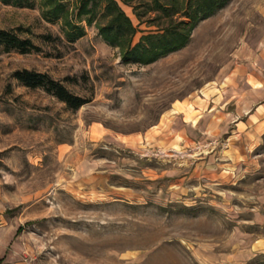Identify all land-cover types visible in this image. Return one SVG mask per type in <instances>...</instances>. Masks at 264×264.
<instances>
[{
    "label": "rangeland",
    "instance_id": "obj_1",
    "mask_svg": "<svg viewBox=\"0 0 264 264\" xmlns=\"http://www.w3.org/2000/svg\"><path fill=\"white\" fill-rule=\"evenodd\" d=\"M13 1L0 0V29L38 50L0 46V264H264V135L243 139L222 113L204 125L258 60L264 0H224L179 27L112 0L132 26L120 39L102 27L106 0ZM168 29L185 44L130 58ZM24 68L88 101L73 110L22 85Z\"/></svg>",
    "mask_w": 264,
    "mask_h": 264
},
{
    "label": "trees",
    "instance_id": "obj_2",
    "mask_svg": "<svg viewBox=\"0 0 264 264\" xmlns=\"http://www.w3.org/2000/svg\"><path fill=\"white\" fill-rule=\"evenodd\" d=\"M9 1V0H5ZM13 1V0H11ZM92 1L94 4L98 3L100 0H86ZM128 1L129 0H125ZM141 1V0H140ZM145 6L151 11H158L161 14L158 16L159 19L164 22L166 27H179L180 24L188 25L190 23H185L184 20H176L174 17L179 15L185 18H190L192 22H196L200 19L206 18L211 14L212 9L220 7L224 0H142ZM13 2L17 4H25L24 0H14ZM198 6L197 10L190 11L192 6ZM105 7L107 9L110 20L104 24L105 34L111 36L115 39L124 38L128 36L131 32V24L124 13L118 9L116 3L112 0H106ZM64 9L62 5H55L54 9L51 11L53 17L59 16L60 12ZM138 15H140L138 13ZM81 36L80 33L76 34L72 40L77 39ZM108 36V37H109ZM153 41V43H147L149 45H144L145 49L134 47L130 49L128 55L130 58L138 62H151L158 59L161 56L179 48L185 44L184 35H175L174 31L169 29L165 33L160 35H154L146 37ZM0 46L4 51H17L20 53H28L32 50H38L29 38H22L19 34L13 30L0 29ZM150 54L148 58L144 59V52ZM14 78H16L22 85L30 88H42L59 101L66 104L70 109H78L88 100L72 93L66 86H64L60 81L52 78L49 74L38 72L29 69H19L13 72Z\"/></svg>",
    "mask_w": 264,
    "mask_h": 264
},
{
    "label": "crops",
    "instance_id": "obj_3",
    "mask_svg": "<svg viewBox=\"0 0 264 264\" xmlns=\"http://www.w3.org/2000/svg\"><path fill=\"white\" fill-rule=\"evenodd\" d=\"M254 65L250 62L244 66L241 81L235 78L232 84L210 99L209 111L204 113L207 116L204 125H210L211 122H206L222 113L220 125L226 122L227 127L243 139L257 141L264 135V47ZM199 118H203V113L192 122L194 126L199 124Z\"/></svg>",
    "mask_w": 264,
    "mask_h": 264
},
{
    "label": "built area",
    "instance_id": "obj_4",
    "mask_svg": "<svg viewBox=\"0 0 264 264\" xmlns=\"http://www.w3.org/2000/svg\"><path fill=\"white\" fill-rule=\"evenodd\" d=\"M24 264H31L30 262L26 261Z\"/></svg>",
    "mask_w": 264,
    "mask_h": 264
}]
</instances>
